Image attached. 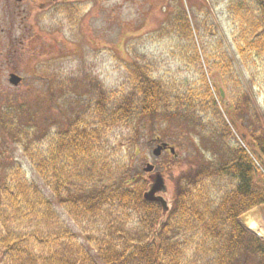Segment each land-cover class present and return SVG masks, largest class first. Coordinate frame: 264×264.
<instances>
[{
  "label": "trees",
  "instance_id": "16d2710c",
  "mask_svg": "<svg viewBox=\"0 0 264 264\" xmlns=\"http://www.w3.org/2000/svg\"><path fill=\"white\" fill-rule=\"evenodd\" d=\"M231 10L239 23L240 54L244 57L247 51H253L264 55V0L251 4L239 0L231 4ZM169 28L194 43L185 11L173 17ZM182 53L200 76L183 90L154 78L151 63L134 61L128 67L132 90L121 100L113 102L100 83L91 82L97 97L95 110L88 115L76 114L64 129L52 135L51 126L57 122L51 110L59 100L51 90L48 101L35 97L20 104H3L0 132L19 143L59 205L76 221L109 213L114 216L119 211L137 215L138 227L128 232L125 240L114 237L113 226H109L107 236L95 240L103 264H264V241L240 223L245 213L264 205V187L257 180H263L264 174L255 172V160L264 170L258 159H264V126H258L256 134L250 124V132L241 133L240 141L236 140L217 106L196 45ZM206 59V64L219 69L231 86L234 115L252 114L250 96L227 52L207 55ZM160 115L187 132L208 129L203 143L211 158L203 154L197 169L182 173L174 181V205L158 231L162 210L143 199L149 182L133 174H125L114 189L100 186V182L106 176L101 168L108 166L103 155L107 131L137 117L153 119ZM251 116L247 118L250 122ZM43 121L49 125H42ZM208 122L211 124L206 127ZM0 222L4 227L0 233V264H97L85 252L75 257L69 229L20 165L6 170L0 181ZM25 224L33 225L34 230H22ZM180 234H186L183 242ZM35 244L43 250L37 252ZM188 246L196 252L189 261ZM47 248L50 253L43 258L41 254Z\"/></svg>",
  "mask_w": 264,
  "mask_h": 264
},
{
  "label": "rangeland",
  "instance_id": "374dc122",
  "mask_svg": "<svg viewBox=\"0 0 264 264\" xmlns=\"http://www.w3.org/2000/svg\"><path fill=\"white\" fill-rule=\"evenodd\" d=\"M238 1L0 0V107L7 102L20 104L35 97L48 101L52 90L59 100L51 110L57 122L51 126L53 135L56 130L64 129L76 114L88 115L95 110L96 90L91 82L100 83L113 102L128 96L132 90L128 67L134 61L151 63L154 78L175 84L179 90L192 86L200 76L194 66H188L182 50L195 44L217 106L227 118L236 140L240 141L241 133L250 132V124L254 127L251 131L257 134L258 126H264V55L247 51L243 57L238 50L239 23L231 10V4ZM240 1L251 4L253 0ZM182 11L189 18L194 43L169 28L173 17ZM222 52H227L235 65L242 87L250 96L252 114L234 115L231 86L219 69L206 64L207 55ZM11 74L23 78L22 83L10 84ZM221 89L225 98L221 97ZM249 115H252L251 122L247 119ZM41 124L49 125L44 121ZM207 133L208 129L181 130L161 115L153 119L137 117L115 126L107 131L103 141L108 166L101 168L106 176L100 186L106 184L114 189L125 174L140 175L151 183L150 176L160 172L173 198L174 181L182 173L197 169L203 154L211 158V153L204 151ZM161 142L175 148L177 161L169 151L160 157L153 155ZM147 164L155 167L154 173L144 171ZM261 164L264 166V161ZM13 165H20L27 179L37 184L52 203L69 229L75 257L85 252L97 264H103L95 250V240L107 236L109 226L116 229L114 237L118 241L125 240L128 232L137 229L138 217L133 211H126L129 216L119 211L114 216L109 213L76 221L59 205L19 143L0 132V181ZM257 180L263 181L260 177ZM241 223L247 229L252 223L264 227V210H251L242 217ZM3 229L0 222V233ZM21 229L31 232L34 226L25 224ZM185 235H179L182 242ZM34 246L37 252L43 250L37 244ZM49 253L47 248L41 256L44 258ZM194 253L188 246V261ZM2 259L3 253H0V262Z\"/></svg>",
  "mask_w": 264,
  "mask_h": 264
},
{
  "label": "water",
  "instance_id": "95a60500",
  "mask_svg": "<svg viewBox=\"0 0 264 264\" xmlns=\"http://www.w3.org/2000/svg\"><path fill=\"white\" fill-rule=\"evenodd\" d=\"M21 81H22L21 77H19L16 74H11L10 83L12 85L18 86L21 83ZM220 92L222 98H224L225 97L224 91L221 89ZM167 149H169L172 154H175V149L170 147L166 143L158 145L154 149L153 154L156 157H160L163 151ZM154 170L155 167L150 164H147L146 168L144 169L146 173H150V174L153 173ZM150 181L151 183L148 189L143 193V199L148 203H153L160 206L162 210V219L160 220L158 226V231H160L162 225L166 222V219L173 208L174 200H172L166 181L160 172L151 175Z\"/></svg>",
  "mask_w": 264,
  "mask_h": 264
},
{
  "label": "bare ground",
  "instance_id": "6f19581e",
  "mask_svg": "<svg viewBox=\"0 0 264 264\" xmlns=\"http://www.w3.org/2000/svg\"><path fill=\"white\" fill-rule=\"evenodd\" d=\"M252 227L255 228V230L253 231L254 234H255L257 237L264 239V227H263V226L258 227V226H256L255 223L253 224Z\"/></svg>",
  "mask_w": 264,
  "mask_h": 264
},
{
  "label": "flooded vegetation",
  "instance_id": "af4514ba",
  "mask_svg": "<svg viewBox=\"0 0 264 264\" xmlns=\"http://www.w3.org/2000/svg\"><path fill=\"white\" fill-rule=\"evenodd\" d=\"M260 208H261V210H264V206H261Z\"/></svg>",
  "mask_w": 264,
  "mask_h": 264
}]
</instances>
